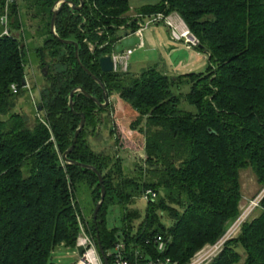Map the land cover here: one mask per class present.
Listing matches in <instances>:
<instances>
[{
	"label": "trees",
	"instance_id": "16d2710c",
	"mask_svg": "<svg viewBox=\"0 0 264 264\" xmlns=\"http://www.w3.org/2000/svg\"><path fill=\"white\" fill-rule=\"evenodd\" d=\"M69 1L80 6V0ZM14 2L0 0V18L9 3L13 28L20 29L23 22ZM58 2L32 0L27 7L34 11L33 18H40V33L48 37L51 57L58 58L44 64L51 83L39 106L46 112L45 121L29 125L14 111L16 97L25 89V52L17 38L0 33V264H56L57 248L77 251L81 209L72 201L69 184L75 190L86 184L96 204L101 199L93 172L61 162L81 122L69 107L71 93L83 88L104 101L102 88L78 64L76 48L51 32ZM129 8L128 0H85L79 11L65 5L56 32L62 40L79 45L81 63L102 81L108 96L119 93L148 118L140 131L145 136L146 166H139L135 177L120 171L116 179L106 172L107 159L83 146L80 137L85 129L68 158L95 167L104 177L105 201L97 224L92 220L91 226L105 253L124 243L132 264L158 259L189 264L241 216V173L251 169L264 187V0H162L143 7V12L181 14L200 41L194 50L208 57V69L171 75L151 65L140 78L105 74L99 64L124 37L119 33ZM128 27L135 30V24ZM86 40L96 44L94 53ZM39 51L36 57L44 61ZM182 86L189 87L188 93L173 92ZM74 103L86 123L100 108L79 93ZM149 191L166 192L171 206L148 195L145 219L133 234L131 222L140 214L127 211ZM114 206L123 210V235L107 227L106 215ZM259 210L258 217L243 223L238 236L210 264H240L239 249L244 250V264H264V198ZM159 212L168 214L169 225L161 222ZM160 239L167 244L163 253L157 245ZM108 261L114 264L111 257Z\"/></svg>",
	"mask_w": 264,
	"mask_h": 264
},
{
	"label": "rangeland",
	"instance_id": "374dc122",
	"mask_svg": "<svg viewBox=\"0 0 264 264\" xmlns=\"http://www.w3.org/2000/svg\"><path fill=\"white\" fill-rule=\"evenodd\" d=\"M29 1L32 0H15L14 2V4H17L19 7L18 11L20 12L23 22L20 29L13 28L15 19L10 16L11 5L7 3L3 13L8 15V24L3 25L1 22L2 17L0 18V33L4 31V35L10 33V35L17 38L20 41L21 49L25 52L23 59L25 61L27 88L25 87L20 95L16 97V107L14 111L23 115L29 125H33L36 120H46V112L39 107L43 91L51 85L50 80L43 75V70L45 68L44 64H53L58 58L51 57L52 51L49 48L52 46L47 42L48 37L44 36L42 32L40 33L43 27V25L40 27V18H33L34 11H28L27 7L30 6ZM60 1L62 0H59V2ZM128 1L130 8L126 14V23L120 28L121 32L119 34L129 36L143 30L144 46L134 47V53L130 59H127L125 55H123L122 60L118 62L117 68L113 74L124 76L125 78H140L151 65H157L159 66L157 67L158 71L163 74H166V71L171 75H173V73L176 75H183L189 72L201 73L207 71V55L203 53L200 54L196 50H189L183 43L175 42L172 40L168 28L163 24H159L170 23L172 25L171 30L173 35L181 36L183 34L190 42L196 41V45L199 47L200 41L191 31L181 14L175 11L167 14L157 13L155 11H141L143 7L159 4L162 0ZM125 20L123 21L125 22ZM173 20L178 23L174 24L175 22L173 23ZM131 24H135V30L128 27ZM153 24L159 25L151 27ZM100 34H102V32ZM85 42L89 47L90 53H94L96 44L92 43L90 40H86ZM39 50L44 54V61L43 58L36 57L37 52H40ZM188 91V86H182L180 90L178 88L173 89V92L177 95L180 93L186 94ZM109 100L110 105L108 108H97L92 111V116L86 123L80 141L83 146L87 147L95 155L107 159L106 163L108 164V168L106 172L111 171V174H113L116 179L119 180L120 171H122L124 175L135 177L136 169L139 166H146L145 136L140 131L141 129L145 130L148 118L146 116H141L130 105L124 102L117 92L112 91L109 95ZM183 105L187 110L194 111V108L189 105L185 103ZM61 162L64 166L65 162L63 158ZM240 179L244 196V199L241 201L243 214H241L237 220L238 222L236 221L231 226L230 229L234 228L235 232L232 237H230V240L238 236L243 223L252 221L254 218L258 217L260 214L259 206L263 200L260 201V195L263 193L264 187L258 183L251 169L243 171ZM69 186L73 203L78 204L81 209L77 217L78 225L83 226L87 235L94 239L91 221L93 220V215L98 203L96 204V199L94 200L92 196L93 191L86 184L77 187L76 190L70 184ZM155 193L157 194L155 198L157 202L162 199L166 201L168 206H171L170 201L167 199L166 192L161 191ZM148 201L146 195L142 194L141 198H138L135 204L130 206L127 211L131 215L136 212L140 214L138 219L131 222L132 228L129 231L133 234L139 231L145 219ZM122 216L123 210L121 207L114 206L108 209L106 222L110 231H117V233L123 235L121 232L124 228ZM159 216L161 217L162 223L167 225L170 224L166 219L168 218L166 212H159ZM84 237L85 234L80 230L76 240V246L81 244ZM95 243L97 246L95 255L97 256L98 262H100V264H105L98 247V242L95 241ZM209 247L211 246L203 248L193 259ZM83 252L86 254L87 250L83 249ZM239 253L242 255L240 264H244L246 257L244 250L239 249ZM80 255L82 254H79L76 250L57 248L53 254V258L56 264H78L81 259Z\"/></svg>",
	"mask_w": 264,
	"mask_h": 264
},
{
	"label": "water",
	"instance_id": "95a60500",
	"mask_svg": "<svg viewBox=\"0 0 264 264\" xmlns=\"http://www.w3.org/2000/svg\"><path fill=\"white\" fill-rule=\"evenodd\" d=\"M85 3V0H80V6H76L75 3H73L72 1L69 0H62L60 2H58L56 4V6L53 9V17H52V21H51V32L53 34V36L59 40L60 42H62L65 45H73L76 48V59L78 64L82 67V69L102 88L103 91V101L104 103H102L100 100H98L97 98L93 97L92 95H90L88 92H86L83 88H77L75 89L71 95H70V101H69V107L71 109V111L73 112L74 115L79 116L81 118V122L79 125V128L77 129L75 136H74V140H73V145L71 146V148L65 152V154L63 155V160L70 164V165H74V166H78L81 167L85 170H89L91 172H93L99 179V185L101 186V199L98 202L94 215H93V221L95 223V225L97 224V220H98V215L100 213V210L102 208V205L105 201V197H106V189H105V185H104V177L103 175L93 166L87 165V164H82L79 162H75V161H71L69 160V155L74 151L78 141H79V136L82 133V131L85 129L86 126V117L84 114H79L78 112L75 111V103H74V96L79 93L84 95L86 98H88L89 100L93 101L95 104H97L98 107L102 108V109H106L109 107L110 105V100H109V96H108V92L107 89L105 87V85L102 83V81H100L96 76H94L91 71H89L82 63L79 57V45L73 41H68V40H62L57 32H56V20L57 17L60 13V11L62 10V8L65 5H69L72 7L73 10L75 11H79L83 8ZM141 43V40L137 37H131V38H124L122 39L116 49L115 52L117 54H121L123 53L126 49L128 48H134L136 46H138ZM100 68L101 71L105 74H112L115 72V66H114V62L112 60V58L110 56L107 57H103L100 59ZM43 75L47 76L48 75V68L46 67L43 70ZM27 86V82L26 80L24 81V87ZM97 229V228H96ZM97 242H98V247L100 250V253L102 255L103 261L105 264H109L108 258L106 256V253L103 249L102 243L100 241V237H99V233L97 232ZM79 253L83 254V248H79Z\"/></svg>",
	"mask_w": 264,
	"mask_h": 264
},
{
	"label": "built area",
	"instance_id": "2783aa9c",
	"mask_svg": "<svg viewBox=\"0 0 264 264\" xmlns=\"http://www.w3.org/2000/svg\"><path fill=\"white\" fill-rule=\"evenodd\" d=\"M14 1L15 0H8V2H14ZM7 17H8L7 15L2 17L1 22L3 25H7V22H8ZM173 23L176 24L178 22L173 20ZM159 24H163L164 26H166L168 28L169 33L171 35V38L175 42L183 43L184 45H186L187 49H189V50H194V48L197 47L196 41L190 42L185 37V35H183V34L181 36L173 35L172 30H171L172 25L170 23L169 24L159 23ZM159 24H157V25H159ZM157 25L153 24V25H151V27L157 26ZM6 34H8V33H6ZM143 34H144L143 30H140L137 33H133L129 36H125L124 38L137 37L141 40V43L138 46L143 47L144 46ZM133 53H134L133 48H128L121 54L114 53L112 56V60L114 62L115 70L117 68L118 62L120 60H122L123 55H125V57L127 59H130V57L133 55ZM12 91L14 94H18L19 89L16 85H13ZM148 195L152 196L154 199L157 197V194L155 192L149 191L146 195L147 200L149 199ZM263 197H264V191L260 195V201L263 199ZM80 230H81V232H83L85 234V237L83 238L81 244L77 246V252L79 253V248L82 247L84 250H87V253L84 254V252H83V254L80 255L81 259L78 262V264H100V262H98L97 256L95 255L97 252L96 251L97 246H96L94 239L87 235L83 226H80ZM234 232H235L234 228L230 229L228 231V233L226 235H224L215 245H213V246L207 248L205 251H202L201 253H199L191 261L190 264H210L222 252L225 244L230 240V237H232ZM157 241H158L157 245H158L159 251L162 253L165 252L167 249V244L165 243V241H162L161 239L157 240ZM126 249L127 248H126V245L124 243L118 244L117 247L113 251H110L107 253L108 259H109V257H111L114 264H132L131 261L129 260L128 256L126 255ZM138 255H139V253H137V256ZM136 264H139V260H137ZM143 264H177V263H173L170 259H166V260L158 259L156 261H154V260L153 261H144Z\"/></svg>",
	"mask_w": 264,
	"mask_h": 264
},
{
	"label": "flooded vegetation",
	"instance_id": "af4514ba",
	"mask_svg": "<svg viewBox=\"0 0 264 264\" xmlns=\"http://www.w3.org/2000/svg\"><path fill=\"white\" fill-rule=\"evenodd\" d=\"M68 6H69V5H68ZM70 7H71V6H70ZM71 8H72V7H71ZM124 37H125V36H124ZM124 37H122V39H123ZM122 39H121V40H122ZM121 40H120V41H121ZM120 41H119V42H120ZM119 42H117V44L115 45V48H114V49H116V47H117V45H118ZM114 53H116L115 50H114V52H112V53H111L110 55H108V56H110V57L112 58V56H113ZM106 57H107V56H106Z\"/></svg>",
	"mask_w": 264,
	"mask_h": 264
},
{
	"label": "crops",
	"instance_id": "0c3cea01",
	"mask_svg": "<svg viewBox=\"0 0 264 264\" xmlns=\"http://www.w3.org/2000/svg\"><path fill=\"white\" fill-rule=\"evenodd\" d=\"M240 180H241V179H240ZM241 187H242V185H241ZM242 195H243V193H242ZM243 199H244V196H243L242 200H243ZM240 209H241V206H240ZM241 214H243V213H242V209H241Z\"/></svg>",
	"mask_w": 264,
	"mask_h": 264
},
{
	"label": "bare ground",
	"instance_id": "6f19581e",
	"mask_svg": "<svg viewBox=\"0 0 264 264\" xmlns=\"http://www.w3.org/2000/svg\"><path fill=\"white\" fill-rule=\"evenodd\" d=\"M196 48V47H195Z\"/></svg>",
	"mask_w": 264,
	"mask_h": 264
}]
</instances>
